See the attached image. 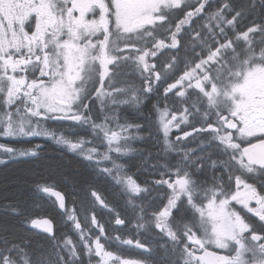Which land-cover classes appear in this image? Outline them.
<instances>
[{
    "label": "snow or ice",
    "instance_id": "6c2138e0",
    "mask_svg": "<svg viewBox=\"0 0 264 264\" xmlns=\"http://www.w3.org/2000/svg\"><path fill=\"white\" fill-rule=\"evenodd\" d=\"M118 76L130 81L120 87ZM153 99L157 119L147 128L120 115L121 105ZM52 121L71 122L72 131L87 126L93 140L57 142L93 170L88 196L124 226L94 182L104 176L122 185L136 228L159 229L167 264H264V0H0V137L54 135L43 130ZM153 125L179 159L153 163L144 169L153 179L141 184L116 160L135 151L141 131L153 135ZM189 137L206 139L220 158L186 148ZM94 142L104 151L89 147ZM0 149L12 159L43 151ZM35 186L54 198L76 239L51 219L26 216L43 228L47 247L33 240L39 233L0 227V264H150L151 249L142 261L108 251L133 240L106 234L95 215L82 226L75 191L69 207L55 185ZM135 245L146 248L140 239Z\"/></svg>",
    "mask_w": 264,
    "mask_h": 264
},
{
    "label": "trees",
    "instance_id": "16d2710c",
    "mask_svg": "<svg viewBox=\"0 0 264 264\" xmlns=\"http://www.w3.org/2000/svg\"><path fill=\"white\" fill-rule=\"evenodd\" d=\"M192 5L197 4V0H188ZM177 15V10H173V17ZM182 18V17H180ZM185 54L181 53V57ZM189 59L190 54H189ZM169 57H165V60ZM179 60V58H178ZM130 81L129 77L118 76L116 83L120 87L126 86ZM136 87H139V81L135 82ZM145 102L140 108L129 105L120 106V115L127 116L129 121L140 123L147 128L157 117L152 111L151 103ZM179 116V114H178ZM177 116V117H178ZM191 119V118H190ZM123 122V120L121 121ZM58 131H63L61 123L56 124ZM68 138H76V131H72L69 127L66 129ZM174 133H178L175 131ZM140 136L143 138L131 141V147L135 150L128 160L129 170L131 175L138 183L144 181L142 176V162H143V146L146 142L150 152L148 158L154 160L156 147L160 146V142H156L155 129L153 125V135L149 136L147 131H141ZM48 141V143H46ZM46 143V144H45ZM0 144L5 146L14 147L16 149H33L36 145H40L43 151L39 152L35 157H21L11 160H2L0 163V227H6L10 231L16 232L20 235H32L39 233V235H32L34 241H43L44 233L31 228V225L25 223V217L31 216L32 218H50L55 225L60 224V231L76 239V234L72 228V222L68 221L66 217H61V210L52 203L53 198H50L45 193L41 192L35 185L39 183L41 186L55 185L62 191H65L68 199V206H72L73 191L76 192V208L78 217L82 226L88 223V219L95 215L96 219L104 224L105 233L118 235L121 240L128 238V236L135 242L140 239L143 243L144 239H155L159 233V229H154L150 224L144 228L137 229L136 221L131 216L127 215V210L122 211L112 202L111 197L117 195H125L126 192L120 190L118 186L109 194L102 186L99 179L94 182V188L98 193L102 194L106 199L109 208L115 209L119 216L125 219L126 223L123 228L115 226L114 214L107 209L102 208L98 203H94L92 198L87 194V186L90 181H93L91 173L83 167L78 160L77 154L73 153L68 147L61 146L57 142L48 140L45 136L28 137L25 139H13L0 137ZM57 149H62L64 152H59ZM1 153H6L0 149ZM151 154V155H149ZM85 164V163H84ZM136 171V172H134ZM109 197V199H108ZM114 204H112L111 202ZM90 203L91 207L87 204ZM16 208L19 212H13L12 209ZM130 230V232H128ZM103 242V241H102ZM119 242H113L111 245H105L108 251L117 252L124 257L138 256L141 252L138 248L131 246V250H137V253L129 254L128 245L118 246ZM153 254H155L156 246L152 244ZM154 257V258H153ZM150 264L156 263V256H153ZM158 259V257H157Z\"/></svg>",
    "mask_w": 264,
    "mask_h": 264
},
{
    "label": "flooded vegetation",
    "instance_id": "af4514ba",
    "mask_svg": "<svg viewBox=\"0 0 264 264\" xmlns=\"http://www.w3.org/2000/svg\"><path fill=\"white\" fill-rule=\"evenodd\" d=\"M105 83H107V81H105ZM91 86H92V82L89 81L88 82V87H91ZM105 111H107V109H105ZM97 115H99V113H97ZM177 116H178V114H177ZM94 118H96V117L94 116ZM70 123L71 122H61V127H64V130L63 131H58V127L55 126L58 123L55 122V121L49 122V127L52 128L53 130L56 129L58 132H62L66 136V139L67 140H71L72 142H76V139L77 138L83 139V140H93L92 134L87 129V126H85L84 128H79V129L76 130V138L75 139L68 138L67 137V131H66V129L69 127L68 125ZM197 126H199V125H197ZM184 128H185V126L184 127H181V129H184ZM181 129L179 130L180 132L178 131L179 133H174V134L171 133L170 134V138L173 139V140H175V137L178 136L181 133ZM189 129H186V130H189ZM47 139L50 140V141L56 142V141H54L52 139H49V138H47ZM202 139H204V138L201 137V138H198V139H195L194 140L192 137H189L188 140L190 142H185V145L184 146L186 148L197 149L198 151H205V152L211 151L213 153L214 157L220 158V156H221L220 149L215 148L214 145H210L206 139H204L203 148L202 149L201 148H198V145L200 144V140H202ZM156 142H159V141L156 140ZM46 143H48V141H46ZM58 144H60V143H58ZM60 145L61 146H64V147L65 146L68 147V145H65V144H60ZM92 146H99L100 147V150L101 151H104V148L102 146H100L98 144V142H94L92 145H89V147H92ZM12 148H14V147H12ZM14 149H16V148H14ZM143 152H144V155H143V162H142L141 171H142V176H144V181L142 180L141 181V184H143L145 181H148L150 183V181L153 179L152 176H150L148 173H146L144 171V169H149V171H151V165L153 163H155L157 161H159L160 163H165L167 161H170L172 163H176V161L179 159L178 154L176 152L166 151L164 145H162V144H160V146L156 147V149L153 150V152H155L154 153L155 154L154 160H152V159L150 160L148 158V153L150 152V150L148 149L146 142H145V144L143 146ZM77 156H78V158L80 159V161L82 163H85V164L88 165L87 161L84 160L83 156H80V155H77ZM130 157H131V154L130 153L128 155H124L120 159L116 160V163L119 164V165H122L123 168L126 169L128 171V173L131 175V171L128 168L129 165H127L128 164V160L130 159ZM4 160H11V159L10 158H5ZM108 166L111 167L110 164ZM134 172H136V171H134ZM155 178L158 179L159 177L157 176ZM195 178L196 179H199V180L210 179V177L203 176V175H201V173H197ZM133 179H135V178H133ZM101 183H102L103 188L106 189L105 191L107 193H109V194L114 190V188L116 186H118L120 190H123V186L120 185V184H118V183H116V181L113 180L111 177L101 176ZM104 183L106 185H104ZM55 189H58V188H55ZM58 190H60V189H58ZM60 191L64 193V195L66 197V200H67V205H68V199H67V195H66L65 191H62V190H60ZM97 193H98V191H97ZM98 194H100V193H98ZM100 195H101V197L104 200L106 199L102 194H100ZM153 195H155V193H153ZM119 197L122 200L123 206L127 210V215L128 216H131L132 219H134V221L137 222V211L134 209V207H133L132 204L128 203L127 193L125 195H120L119 194ZM108 199H109V197H108ZM111 200H112V202L114 204L118 202V199H117L116 196H112L111 197ZM105 202H106V200H105ZM135 203L136 204H139V203H141V201L139 199H136L135 200ZM120 218H122V217H120ZM115 226L117 228H120V229L124 227V226H118V225H115ZM128 232H130V230ZM126 239H131V238L128 236V238H126ZM153 243H155V246H156L155 254H153V250H152V244ZM162 243H163V241L159 238V235H157L155 239H151L150 237L148 239H144V241H143L142 244H144L146 246V248L145 249L138 248V250L141 252L140 254H138L137 250H131V246L136 247L135 242H133L132 245H128V247L130 248L129 249V251H130L129 254H131V253H137L138 256H128V257H124V256H122L121 254H119L117 252H113V253H115L117 255H120L125 260H129V261H142V260L145 259L146 249H151L152 250V254H151L150 257H147V259L150 262H152V260L154 258L153 256H156L155 260H156V263L157 264H167V262L171 258V256H170L169 253H166L165 252V249L163 247L160 246ZM151 257H153V258H151ZM157 257H158V259H157ZM94 264H95V258H94Z\"/></svg>",
    "mask_w": 264,
    "mask_h": 264
},
{
    "label": "rangeland",
    "instance_id": "374dc122",
    "mask_svg": "<svg viewBox=\"0 0 264 264\" xmlns=\"http://www.w3.org/2000/svg\"><path fill=\"white\" fill-rule=\"evenodd\" d=\"M178 118H179V116H178ZM181 127H184V125L182 124L181 126H180V129H181ZM180 129H177V128H173L172 129V131H171V133H173L174 134V132L175 131H179ZM43 130H45V131H47L48 133H51V134H54V135H49V136H45L46 138H49V139H52V140H54V141H61L62 139H66V136L62 133V132H58L56 129L55 130H53L52 128H50L49 127V123H47V124H44L43 125ZM180 132V131H179ZM178 132V133H179ZM172 134V135H173ZM38 137V136H37ZM32 138V137H31ZM60 144H64V143H60ZM65 145H67V144H65ZM69 148V147H68ZM17 150H24V149H17ZM5 158H10L9 157V154H7V153H1L0 152V161H2V160H4ZM19 158H21V157H19ZM10 159H12V158H10ZM114 255H117V254H115L114 253ZM120 256V255H119ZM121 257V256H120ZM121 259L122 260H125L123 257H121Z\"/></svg>",
    "mask_w": 264,
    "mask_h": 264
},
{
    "label": "bare ground",
    "instance_id": "6f19581e",
    "mask_svg": "<svg viewBox=\"0 0 264 264\" xmlns=\"http://www.w3.org/2000/svg\"><path fill=\"white\" fill-rule=\"evenodd\" d=\"M57 150H59V152H64V153H65V151L62 150V149H57ZM78 160H79V162H81L79 158H78ZM80 164H81L83 167H85V168L91 173L90 175L93 177V170H92L91 168H89L87 164H84V163H82V162H81ZM96 179H99L100 182H101V176L96 177L95 180H96ZM104 185H106V184L104 183ZM45 194H46V193H45ZM116 197H117V199H118V202L115 203V205L118 207V209H120V210L126 212V210H125V208H124V206H123L122 200L120 199L119 195H117ZM87 205H88L89 207H91V204H90V203H88ZM126 213H127V212H126Z\"/></svg>",
    "mask_w": 264,
    "mask_h": 264
},
{
    "label": "water",
    "instance_id": "95a60500",
    "mask_svg": "<svg viewBox=\"0 0 264 264\" xmlns=\"http://www.w3.org/2000/svg\"><path fill=\"white\" fill-rule=\"evenodd\" d=\"M197 127H199V126H197ZM188 131H191V129H189ZM179 135H182V133H180ZM6 147H8V146H6ZM3 150V149H2ZM56 190H58V189H56ZM58 191H60V190H58ZM62 194L64 195V193L62 192ZM46 195H48V194H46ZM98 195H100V194H98ZM49 196V195H48ZM65 196V195H64ZM101 196V195H100ZM50 197V196H49ZM52 198V197H51ZM54 199V198H53ZM66 203H67V200H66ZM43 219H50V218H48V217H44ZM43 219L42 218H37V220H39L41 223H43ZM53 222V221H52ZM53 225L55 226V224H54V222H53ZM31 227L33 228V229H35V230H37V231H39V232H41V233H44V231H43V228L41 227V228H35V227H33L32 225H31Z\"/></svg>",
    "mask_w": 264,
    "mask_h": 264
}]
</instances>
